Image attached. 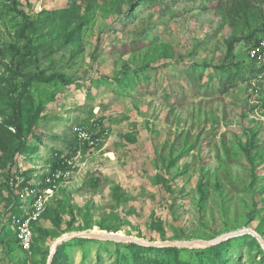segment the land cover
Returning a JSON list of instances; mask_svg holds the SVG:
<instances>
[{
    "label": "rangeland",
    "instance_id": "rangeland-1",
    "mask_svg": "<svg viewBox=\"0 0 264 264\" xmlns=\"http://www.w3.org/2000/svg\"><path fill=\"white\" fill-rule=\"evenodd\" d=\"M21 12L31 43L15 34ZM263 33L264 0H0V264H48L61 237L92 231L264 239V65L248 57ZM74 156L22 249L9 212L26 202L8 177L33 182ZM88 239L51 264H209L206 247ZM225 242L211 264H264L251 233Z\"/></svg>",
    "mask_w": 264,
    "mask_h": 264
},
{
    "label": "built area",
    "instance_id": "built-area-1",
    "mask_svg": "<svg viewBox=\"0 0 264 264\" xmlns=\"http://www.w3.org/2000/svg\"><path fill=\"white\" fill-rule=\"evenodd\" d=\"M248 57L257 64L264 65V36L254 43L248 51ZM81 140L87 142L90 146L98 144L99 136L92 135L87 129L79 128L77 130ZM107 134L108 132L105 131ZM62 166L56 167L49 173L43 175L39 180L29 182L20 171V175L8 177V186L19 195L25 205H21L19 210L9 212V220L15 227L16 239L19 245L29 250L33 245L35 236L34 226L44 215L48 203L53 198L56 190L65 179L70 178L75 169L76 156L64 158L61 161ZM22 184V186H21Z\"/></svg>",
    "mask_w": 264,
    "mask_h": 264
},
{
    "label": "trees",
    "instance_id": "trees-1",
    "mask_svg": "<svg viewBox=\"0 0 264 264\" xmlns=\"http://www.w3.org/2000/svg\"><path fill=\"white\" fill-rule=\"evenodd\" d=\"M14 9L16 10L17 7L14 8ZM67 11H68L67 9H63V10H60L59 12L65 14ZM21 14L24 17V21L22 22V27L15 34L17 35V37H19L21 39H26L28 42L31 43L32 42V37L27 32H28V30H31L32 33L36 32V30H37L36 21L35 20H33V21L26 20L25 19V17H26L25 13L21 12ZM258 40H259V38H256L254 43H256ZM227 59H228L227 65L234 66V65L237 64V62L236 63L232 62L234 60H233V54H232V50L231 49L229 50ZM50 79L51 80H55V79H57V77L55 76V77H52ZM50 79H46V80H50ZM15 102H16L15 103V106H16L15 109H16L17 113L15 115L13 124L15 126L16 135L21 140V142H22L21 145H23L24 142H25V140H24L25 139V136H24L25 124L23 123L22 119L20 118V103L18 101H15ZM59 164H57L56 167L62 166V164H60V165ZM90 240L91 239L82 238V237L70 239V240L65 241V242L61 243L60 245H58L56 252L57 251H61L66 246H68L69 244H72L74 242L84 243V242H87V241H90ZM225 244H226V242L223 243V244L218 243L216 245H212L210 247H206L205 249H200V250H198V252H201L203 254V256L205 257V261H204L205 263L211 264V263L215 262L216 260H220V261L223 260V256L221 255L219 250H221V248H222L221 246L225 245ZM127 245L132 247V248H138V250H140V251L152 250L153 249V248H149L147 246H143V245L135 243V242L127 243ZM170 249L178 250L177 247H172ZM141 262H144L143 258H141Z\"/></svg>",
    "mask_w": 264,
    "mask_h": 264
},
{
    "label": "water",
    "instance_id": "water-1",
    "mask_svg": "<svg viewBox=\"0 0 264 264\" xmlns=\"http://www.w3.org/2000/svg\"><path fill=\"white\" fill-rule=\"evenodd\" d=\"M248 230L245 231H240V232H233V233H229L226 235H223L221 237H218L216 239L213 240H187V241H165V242H147V241H143L139 238H135V237H131V236H127V235H123L120 233H101V232H87V233H80V234H76L73 236H65V237H61L54 245V248L51 252V255L49 257L48 260V264H51L52 262V258L57 250L58 245H60L61 243L68 241L74 237H85V238H96V239H104V240H117V241H124V242H135L141 245H148V246H172V247H186V246H190V247H210L212 245H216L220 242H222L225 239H228L230 237H234L236 235H240V234H244L246 232L248 233H253L254 235L257 236V239L260 241L262 248L264 249V239L262 238V236L255 231L254 229L251 228H247Z\"/></svg>",
    "mask_w": 264,
    "mask_h": 264
},
{
    "label": "bare ground",
    "instance_id": "bare-ground-1",
    "mask_svg": "<svg viewBox=\"0 0 264 264\" xmlns=\"http://www.w3.org/2000/svg\"><path fill=\"white\" fill-rule=\"evenodd\" d=\"M246 230H248V229H246ZM243 231H245V230H243ZM246 233H248V232H246ZM252 235H254L253 233H251ZM254 236H256V235H254ZM257 237V236H256Z\"/></svg>",
    "mask_w": 264,
    "mask_h": 264
},
{
    "label": "crops",
    "instance_id": "crops-1",
    "mask_svg": "<svg viewBox=\"0 0 264 264\" xmlns=\"http://www.w3.org/2000/svg\"><path fill=\"white\" fill-rule=\"evenodd\" d=\"M20 246V245H19ZM21 247V246H20ZM22 248V247H21ZM23 249V248H22Z\"/></svg>",
    "mask_w": 264,
    "mask_h": 264
}]
</instances>
